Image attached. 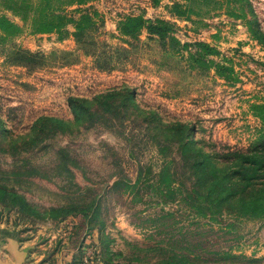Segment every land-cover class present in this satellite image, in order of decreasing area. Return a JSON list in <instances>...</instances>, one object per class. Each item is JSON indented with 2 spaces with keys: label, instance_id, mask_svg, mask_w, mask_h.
I'll return each mask as SVG.
<instances>
[{
  "label": "rangeland",
  "instance_id": "rangeland-1",
  "mask_svg": "<svg viewBox=\"0 0 264 264\" xmlns=\"http://www.w3.org/2000/svg\"><path fill=\"white\" fill-rule=\"evenodd\" d=\"M73 1L0 0L18 27L0 28L1 264H264V48L227 13L253 12L264 33V0H197L190 21L169 14L180 0ZM86 12L99 57L72 25H34ZM133 16L171 22L181 49L122 35Z\"/></svg>",
  "mask_w": 264,
  "mask_h": 264
},
{
  "label": "trees",
  "instance_id": "trees-1",
  "mask_svg": "<svg viewBox=\"0 0 264 264\" xmlns=\"http://www.w3.org/2000/svg\"><path fill=\"white\" fill-rule=\"evenodd\" d=\"M89 0H74V4L84 5ZM197 0H180L173 3L172 6L168 7L169 14L174 19L178 20H186L190 21L192 19V9L188 5L190 2H194ZM199 1H208L212 4H218L219 7H222V3L218 0H199ZM187 3V4H186ZM210 3V4H211ZM235 4H241V7L246 6L247 0H234ZM209 4V5H210ZM247 7V6H246ZM220 9V8H219ZM218 10V9H217ZM229 17H232L237 20H244L245 25L249 29V33L253 36V38L258 41L262 47L264 48V33L260 29L259 23L256 19V16L252 14V20H247L246 15L242 10L237 8H231L230 11L227 12ZM58 21L52 18H46V20H42L40 22H35L36 31L38 33H53L57 31L59 35L64 37L68 32L66 27L68 25H72L74 28L73 37L77 43V46L81 51L85 53L87 56H94L99 57L100 53L99 50V41L97 39V35H99V15L97 12L94 14H90L88 12L81 14L78 19L74 17H70L67 14L63 16H58ZM98 19V20H97ZM0 28L3 29L4 32L9 34H14L17 32L18 27L8 21L0 20ZM121 33L125 37L129 38L130 40L138 41L140 36L146 32L150 36H156L159 38L160 41L163 42L164 45L170 43V51H177V48L181 49V41L174 35L173 24L164 19H155L150 20L146 19L144 16H133L128 17L124 22L121 23ZM129 40V41H130ZM128 43V41H127ZM187 46L184 45V47ZM196 46L201 50L204 51V55H212V53H217L216 50L208 46L207 44L199 43ZM177 47V48H176ZM106 54V55H105ZM105 58L102 62H97V67L103 71H113L114 65L112 63L111 55L108 56V53L105 52ZM17 58L24 57L28 61L23 66L27 67H38L40 64V55L38 54H29L24 53V51L18 50L15 53ZM65 55H72L71 53H66ZM108 57V58H106ZM194 57V56H193ZM196 62L200 64L198 69L203 70L205 67L204 65L205 60L203 58L196 59ZM209 68V66H206ZM217 73L222 76H227L226 67L221 64H216L215 66ZM228 77V76H227ZM69 104L71 108L75 111L77 116H82L88 109L84 107L83 101L78 98H69ZM75 114V115H76ZM242 158V157H241ZM246 160L247 158H243ZM250 159V158H248ZM6 189L0 187V194L6 193Z\"/></svg>",
  "mask_w": 264,
  "mask_h": 264
},
{
  "label": "crops",
  "instance_id": "crops-1",
  "mask_svg": "<svg viewBox=\"0 0 264 264\" xmlns=\"http://www.w3.org/2000/svg\"><path fill=\"white\" fill-rule=\"evenodd\" d=\"M1 258H2L3 260H5V261H6V258H4V257H1V255H0V264H1V263H4V262H2L3 260H2Z\"/></svg>",
  "mask_w": 264,
  "mask_h": 264
}]
</instances>
